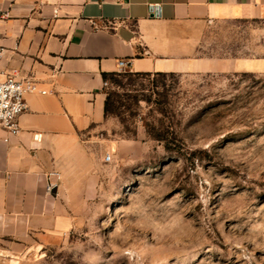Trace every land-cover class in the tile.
<instances>
[{"label":"rangeland","instance_id":"374dc122","mask_svg":"<svg viewBox=\"0 0 264 264\" xmlns=\"http://www.w3.org/2000/svg\"><path fill=\"white\" fill-rule=\"evenodd\" d=\"M205 39L203 55L254 66L112 75V110L70 177V229L44 245L0 238V264H264V21Z\"/></svg>","mask_w":264,"mask_h":264},{"label":"crops","instance_id":"0c3cea01","mask_svg":"<svg viewBox=\"0 0 264 264\" xmlns=\"http://www.w3.org/2000/svg\"><path fill=\"white\" fill-rule=\"evenodd\" d=\"M0 13L2 69L48 91L26 97L19 135L6 141L0 128V238L44 245L72 225L70 177L80 175L82 135L105 122L104 75L120 59L131 73L250 69L251 60L200 49L215 23L264 21V0H0ZM52 172L56 196L46 191Z\"/></svg>","mask_w":264,"mask_h":264},{"label":"built area","instance_id":"2783aa9c","mask_svg":"<svg viewBox=\"0 0 264 264\" xmlns=\"http://www.w3.org/2000/svg\"><path fill=\"white\" fill-rule=\"evenodd\" d=\"M120 3L123 0H118ZM150 14L152 16H158L159 5H150ZM8 16V13H0V19H4ZM5 50L0 45V128L7 133L6 141H9L10 136H17L20 133L19 117L26 111L27 103L26 97L31 93H40L46 95L48 91L41 89L38 83L26 77H20L16 71H5L2 69V62L4 58ZM117 73H129L131 69L126 60L120 59L117 62ZM104 87L108 88V81L104 82ZM42 134L34 133L33 140L37 143L41 141ZM112 160L111 154H107L105 161ZM61 181V175L58 172H52L48 176V182L46 185V191L51 192L54 187H58Z\"/></svg>","mask_w":264,"mask_h":264},{"label":"trees","instance_id":"16d2710c","mask_svg":"<svg viewBox=\"0 0 264 264\" xmlns=\"http://www.w3.org/2000/svg\"><path fill=\"white\" fill-rule=\"evenodd\" d=\"M131 73V72H129ZM117 73H111V74H105L104 75V79L106 81H108V79L112 76V75H115ZM120 74V73H119ZM135 74H146V75H149L151 73H135ZM155 75H158V76H162V77H165V76H168V75H173L174 73H154ZM112 110V103H111V100H110V95L109 94H106V100H105V116L111 112Z\"/></svg>","mask_w":264,"mask_h":264},{"label":"water","instance_id":"95a60500","mask_svg":"<svg viewBox=\"0 0 264 264\" xmlns=\"http://www.w3.org/2000/svg\"><path fill=\"white\" fill-rule=\"evenodd\" d=\"M57 191H58V187H54V188L51 190L50 193H51L53 196H56Z\"/></svg>","mask_w":264,"mask_h":264}]
</instances>
